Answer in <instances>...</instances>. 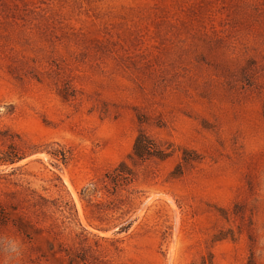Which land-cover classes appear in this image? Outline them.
Here are the masks:
<instances>
[{"label":"rangeland","instance_id":"1","mask_svg":"<svg viewBox=\"0 0 264 264\" xmlns=\"http://www.w3.org/2000/svg\"><path fill=\"white\" fill-rule=\"evenodd\" d=\"M7 241L15 264H264V0H0Z\"/></svg>","mask_w":264,"mask_h":264},{"label":"trees","instance_id":"2","mask_svg":"<svg viewBox=\"0 0 264 264\" xmlns=\"http://www.w3.org/2000/svg\"><path fill=\"white\" fill-rule=\"evenodd\" d=\"M154 142L153 140L146 135L145 133H139L133 142L132 145V153L133 157L138 159H144L148 156H150L154 151ZM21 157L15 156L13 159H7L10 163L14 162L16 160H19ZM3 161H6V159H3ZM123 164H120L118 167H116L114 177H118L119 171L124 172V169L122 168ZM189 264H212V256L208 254L206 257H201L199 261H193ZM246 264H253V257L250 256L248 259V262Z\"/></svg>","mask_w":264,"mask_h":264},{"label":"clouds","instance_id":"3","mask_svg":"<svg viewBox=\"0 0 264 264\" xmlns=\"http://www.w3.org/2000/svg\"><path fill=\"white\" fill-rule=\"evenodd\" d=\"M0 251L3 252L6 264H15L19 256L22 254V249L15 241H7L0 244Z\"/></svg>","mask_w":264,"mask_h":264},{"label":"bare ground","instance_id":"4","mask_svg":"<svg viewBox=\"0 0 264 264\" xmlns=\"http://www.w3.org/2000/svg\"><path fill=\"white\" fill-rule=\"evenodd\" d=\"M147 202V201H146ZM174 207V206H173Z\"/></svg>","mask_w":264,"mask_h":264}]
</instances>
